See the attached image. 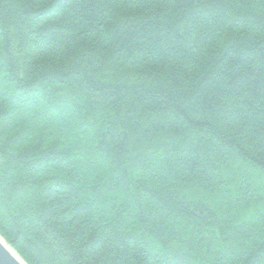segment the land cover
<instances>
[{
	"label": "trees",
	"instance_id": "obj_1",
	"mask_svg": "<svg viewBox=\"0 0 264 264\" xmlns=\"http://www.w3.org/2000/svg\"><path fill=\"white\" fill-rule=\"evenodd\" d=\"M0 238L264 264V0H0Z\"/></svg>",
	"mask_w": 264,
	"mask_h": 264
},
{
	"label": "water",
	"instance_id": "obj_2",
	"mask_svg": "<svg viewBox=\"0 0 264 264\" xmlns=\"http://www.w3.org/2000/svg\"><path fill=\"white\" fill-rule=\"evenodd\" d=\"M0 264H25L0 238Z\"/></svg>",
	"mask_w": 264,
	"mask_h": 264
}]
</instances>
